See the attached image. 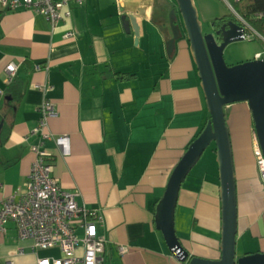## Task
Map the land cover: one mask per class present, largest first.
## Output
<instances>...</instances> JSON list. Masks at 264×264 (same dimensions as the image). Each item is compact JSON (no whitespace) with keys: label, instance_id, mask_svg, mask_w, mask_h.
Wrapping results in <instances>:
<instances>
[{"label":"crops","instance_id":"crops-1","mask_svg":"<svg viewBox=\"0 0 264 264\" xmlns=\"http://www.w3.org/2000/svg\"><path fill=\"white\" fill-rule=\"evenodd\" d=\"M169 7L179 24L175 0L72 1L70 17L52 26L33 10L4 11L0 4V114L7 113L13 81L5 85L4 68L10 63L17 68L13 91L21 93L0 145V203L22 190L35 159L30 148L44 151L62 188L77 191V203L99 217L104 264H187L155 228V207L209 114L184 34L167 55ZM66 32L74 37L64 39ZM44 102L53 109L44 129L50 140L34 132ZM224 110L235 173L234 251L239 259L264 254V187L247 104ZM62 136L68 138L66 153L55 142ZM220 217L211 144L182 183L174 213L176 237L189 257L219 260ZM118 246H127V253L119 255ZM58 257V249L35 250L31 240L18 239L12 223L0 235V264Z\"/></svg>","mask_w":264,"mask_h":264},{"label":"water","instance_id":"water-1","mask_svg":"<svg viewBox=\"0 0 264 264\" xmlns=\"http://www.w3.org/2000/svg\"><path fill=\"white\" fill-rule=\"evenodd\" d=\"M180 23L169 13L171 38L166 52L171 56L175 42L185 35L197 70L209 120L198 137L188 146L171 173L165 192L155 207L154 224L161 232L170 251L187 264H264V254L235 259L237 234V199L233 155L225 107L246 103L254 133L264 157V60H251L227 66L223 51L232 43L243 41L240 27L229 23L222 27L221 43L211 33L205 34L193 0H175ZM2 123L0 124V131ZM214 144L219 177L221 210L220 258L217 261L189 257L179 243L174 228V213L182 183L200 160L206 149Z\"/></svg>","mask_w":264,"mask_h":264},{"label":"built area","instance_id":"built-area-1","mask_svg":"<svg viewBox=\"0 0 264 264\" xmlns=\"http://www.w3.org/2000/svg\"><path fill=\"white\" fill-rule=\"evenodd\" d=\"M78 4L81 0H0L4 11L30 9L42 16L52 26L70 17V3ZM230 16L240 27L243 41L257 40L263 46L262 51L254 55L253 60H264V35L256 31L251 22L264 20V12L251 14L248 18L241 16L233 8L234 3L246 0H223ZM74 37L66 32L64 39ZM13 63L4 68V83L9 85L16 76ZM38 69V67H37ZM47 90V88H42ZM3 91L0 90V99ZM40 120L34 132L40 134L41 140H50L44 132L46 122L53 115L51 104L44 102L39 108ZM65 153L68 138L55 140ZM254 158L259 178L264 187V157L254 133ZM35 159L25 180L22 190L4 198L0 203V235L5 226L12 223L20 240H31L33 249H58V258H39L36 264H104L105 240L97 235L96 222L99 217L93 211L80 206L76 199L77 191H66L53 176L51 157L37 147H31ZM81 231V235L78 234ZM82 250L81 253L78 250ZM127 246H118L119 255L127 253ZM10 264V263H9Z\"/></svg>","mask_w":264,"mask_h":264},{"label":"rangeland","instance_id":"rangeland-1","mask_svg":"<svg viewBox=\"0 0 264 264\" xmlns=\"http://www.w3.org/2000/svg\"><path fill=\"white\" fill-rule=\"evenodd\" d=\"M193 2L197 8L198 18L202 24L203 33L210 32L211 21L230 14L228 7L223 0H193ZM166 3L170 6L169 2ZM168 9H170L167 15V24L169 26V13L172 9L171 7ZM168 28L170 30V27ZM262 48V44L257 40L235 42L229 44L225 48L223 51V59L227 66H234L239 63L253 60L254 55L261 52Z\"/></svg>","mask_w":264,"mask_h":264},{"label":"trees","instance_id":"trees-1","mask_svg":"<svg viewBox=\"0 0 264 264\" xmlns=\"http://www.w3.org/2000/svg\"><path fill=\"white\" fill-rule=\"evenodd\" d=\"M233 8L237 13L241 16L248 18L251 14L257 12H264V0H246L240 3H234ZM231 17L230 15L223 16L222 18ZM220 18V19H222ZM220 19H215L212 22ZM252 27L258 31L260 34L264 35V20L251 22ZM116 76L120 77V79H126V76H122L121 74H115ZM14 83L15 79L13 80L12 84L9 85L7 89V98H6V108L7 113L0 114V124L2 123V128L0 131V145L6 142V137L8 132L10 131V125L7 122L9 113L13 112L16 108V103L18 102V98L21 93H17L14 90ZM15 92V93H14ZM9 97V98H8Z\"/></svg>","mask_w":264,"mask_h":264},{"label":"flooded vegetation","instance_id":"flooded-vegetation-1","mask_svg":"<svg viewBox=\"0 0 264 264\" xmlns=\"http://www.w3.org/2000/svg\"><path fill=\"white\" fill-rule=\"evenodd\" d=\"M222 18V17H221ZM220 19V18H217ZM233 23L238 26V24L235 22V20L232 17H227V18H222L220 20H216L214 22H211V28L210 32L213 36L217 44L221 43V32H222V27L227 29L228 24ZM208 34V33H205Z\"/></svg>","mask_w":264,"mask_h":264}]
</instances>
